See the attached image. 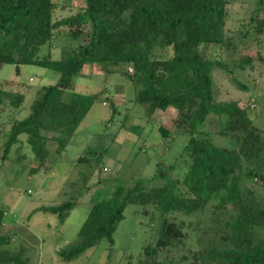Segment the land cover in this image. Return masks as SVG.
I'll return each instance as SVG.
<instances>
[{
  "label": "trees",
  "instance_id": "1",
  "mask_svg": "<svg viewBox=\"0 0 264 264\" xmlns=\"http://www.w3.org/2000/svg\"><path fill=\"white\" fill-rule=\"evenodd\" d=\"M231 1L84 0V8L76 14L52 21L55 5L51 0H0V67L14 65L16 76L22 65L47 68L60 75L55 85L44 88L26 118L11 123L2 159L23 134L38 162L34 171L47 161L49 140L57 143V154L63 152L97 100V95L70 91L73 78L86 64H126L131 70L128 75L135 88V101L142 106L145 117L152 118L169 107L178 111L173 130L158 127L161 136H188L184 148L188 164L182 178L156 187L137 181L131 188H116L110 197L92 206L77 241L57 252L61 264H71L103 239L112 245L113 234L129 204H153L162 217L155 242L144 248L145 264H183L187 257L196 261L203 256L222 264H264V197L257 196L256 200L242 185L244 180L264 182V135L253 127L246 107L215 101L210 76L211 68L224 69L226 65L217 57V51L235 49L232 37L225 34ZM247 24L257 43H263L264 0H256ZM60 28H67L68 35L81 43L59 61L50 55L39 59L40 47ZM155 47H171L172 57L152 58ZM257 59L263 61L264 57L258 54ZM253 61L242 56L238 67ZM23 100L18 92L0 89V106L7 103L18 108ZM211 114L227 117L218 134L233 139V149L215 147L205 138L201 127ZM51 133L56 136H49ZM85 161L81 156L76 163ZM172 170L173 166L159 170L158 177L164 180L165 173ZM209 204L214 211L232 209L225 222L227 233L221 238L225 248L209 249L206 255L189 248L178 256L170 254L184 243L187 227L182 220L169 216H190L203 212ZM74 206L73 201H67L33 212L54 214L63 223ZM4 215L0 211V224ZM10 242L8 235L0 234V264H27L26 260L16 259L15 252L4 249ZM17 254L21 256L22 251Z\"/></svg>",
  "mask_w": 264,
  "mask_h": 264
},
{
  "label": "rangeland",
  "instance_id": "2",
  "mask_svg": "<svg viewBox=\"0 0 264 264\" xmlns=\"http://www.w3.org/2000/svg\"><path fill=\"white\" fill-rule=\"evenodd\" d=\"M51 1L55 5L52 21L74 15L85 6L84 0ZM255 7L256 0H233L227 6L225 34L232 37L235 49L217 51V57L226 65L224 69L211 68L210 76L215 101L237 102L246 107L253 127L264 135V60L257 59L258 54L264 57V42L257 43L253 29L247 24ZM80 43V39L68 35L67 28H60L40 47L38 58L50 55L52 60L59 61L65 52ZM242 56L253 58V63L239 68L238 60ZM170 57L171 47H155L152 52L154 59ZM19 68L16 76L14 65L0 67V89L18 92L24 97L18 108H11L7 103L0 106V211L5 214L0 234L10 237L11 242L4 249L15 252L18 260H26L27 264H61L57 252L77 241L79 229L92 206L110 197L116 188H131L137 181L156 187L182 178L188 164L184 153L188 136L171 134L166 139L161 136L158 127L173 130L178 111L169 107L157 111L152 118L145 117L142 106L135 101V88L126 64H86L73 78L70 91L97 95V100L63 152L57 154V143L49 140L47 161L34 171L38 162L23 134L2 159L4 138L11 123L26 118L44 88L55 85L60 77L53 70L35 65ZM226 121L225 116L211 114L201 131L213 146L233 149V139L218 134ZM81 156L86 161L76 163ZM170 166L173 170L165 173L164 180L158 177L159 170L165 171ZM242 185L252 191L256 200L257 196L264 197V182L244 180ZM67 201H73L75 206L63 223L54 214L33 212L42 206ZM228 213H232L230 207L214 211V206L209 204L203 212L190 216L171 214L169 217L186 224L187 234L184 243L170 250V254L178 256L189 248L206 255L209 249L225 248L221 238L227 233ZM123 216L113 234L112 245L103 239L71 264H145L144 248L156 240L162 219L160 212L153 204H129ZM18 251H22L21 256ZM164 255L160 253L161 258ZM186 259L183 264H222L204 256L202 260Z\"/></svg>",
  "mask_w": 264,
  "mask_h": 264
},
{
  "label": "built area",
  "instance_id": "3",
  "mask_svg": "<svg viewBox=\"0 0 264 264\" xmlns=\"http://www.w3.org/2000/svg\"><path fill=\"white\" fill-rule=\"evenodd\" d=\"M129 72H131V70H129ZM104 170H106V169L104 168Z\"/></svg>",
  "mask_w": 264,
  "mask_h": 264
},
{
  "label": "crops",
  "instance_id": "4",
  "mask_svg": "<svg viewBox=\"0 0 264 264\" xmlns=\"http://www.w3.org/2000/svg\"><path fill=\"white\" fill-rule=\"evenodd\" d=\"M155 115H156V113H155Z\"/></svg>",
  "mask_w": 264,
  "mask_h": 264
}]
</instances>
